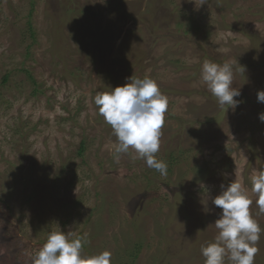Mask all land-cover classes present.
<instances>
[{"label":"rangeland","instance_id":"374dc122","mask_svg":"<svg viewBox=\"0 0 264 264\" xmlns=\"http://www.w3.org/2000/svg\"><path fill=\"white\" fill-rule=\"evenodd\" d=\"M205 60L233 65L235 109L202 81ZM133 74L168 98L166 176L132 150L115 160L94 103ZM261 90L264 0H0V264H31L59 227L111 264H204L212 200L235 172L264 230L250 180L264 167ZM256 247L264 264V231Z\"/></svg>","mask_w":264,"mask_h":264},{"label":"clouds","instance_id":"9594fccd","mask_svg":"<svg viewBox=\"0 0 264 264\" xmlns=\"http://www.w3.org/2000/svg\"><path fill=\"white\" fill-rule=\"evenodd\" d=\"M233 75L230 63L205 60L202 64L201 79L221 108L227 105L235 109L238 106L239 102L234 98L241 92L232 86ZM126 81L123 85L111 87L110 91L98 92L94 98L99 114L111 126L116 137L114 158L119 162L121 154L132 150L149 168L166 176L168 165L156 154L160 149L168 98L149 76L137 78L133 74L126 77ZM257 100L264 103V90L257 93ZM259 119L264 122V112L259 114ZM235 176L236 179L226 187L221 184L222 191L212 200L222 211L214 223L218 229L214 241L201 246L204 264H226V258L229 264H255L256 244L264 230L250 211L253 201L239 182L236 172ZM250 180L252 191L258 197L255 203L260 214H264V167ZM84 242V236L65 232L61 227L54 228L32 256L31 264H111L109 250L83 255Z\"/></svg>","mask_w":264,"mask_h":264}]
</instances>
